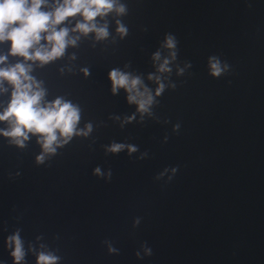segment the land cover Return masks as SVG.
<instances>
[{
	"label": "water",
	"instance_id": "water-1",
	"mask_svg": "<svg viewBox=\"0 0 264 264\" xmlns=\"http://www.w3.org/2000/svg\"><path fill=\"white\" fill-rule=\"evenodd\" d=\"M113 3L89 24L106 37L78 30L82 14L56 25L67 45L46 63L0 41V69L23 64L41 106L59 98L80 116L70 138L57 130L54 153L40 134L16 143L4 135L14 118L0 120V264H38L41 253L55 264H264V0ZM49 34L30 53L50 51ZM114 69L140 77L147 111L113 93ZM14 90L0 79V115Z\"/></svg>",
	"mask_w": 264,
	"mask_h": 264
},
{
	"label": "clouds",
	"instance_id": "clouds-1",
	"mask_svg": "<svg viewBox=\"0 0 264 264\" xmlns=\"http://www.w3.org/2000/svg\"><path fill=\"white\" fill-rule=\"evenodd\" d=\"M44 0H0V41L10 40L12 42L11 52L13 55H20L26 59L40 60L44 63L55 59L63 54L67 45L66 37L68 36L67 29L57 31L56 25L64 22L68 17L82 14L84 20L88 23H78L77 29L87 33L95 30L98 38H103L108 35L106 28H96L95 24H89L95 20L97 16L106 15L112 11L114 7L113 0H64V3L57 7L54 14L41 11V6ZM124 7L121 6L118 12L123 13ZM19 24L18 27L14 25ZM121 33H126V29L121 26L118 29ZM50 32L46 39L52 44L51 50L41 47L30 53V49L41 40V34ZM75 43V41H72ZM168 49L176 47L175 40L172 36L167 37L166 45ZM173 58L175 52H172ZM154 59H160V53H156ZM215 60V58H213ZM0 63L3 60L0 59ZM169 60L165 59L160 66V71H170L167 67ZM212 74L219 76L221 67L218 61L211 64ZM0 79H7L14 85V92L7 110L0 115V120H11L14 118V126L11 131L4 132V135L16 138V143L23 146V140L28 139L27 133L40 134L43 139L40 141L45 152H55L53 144L57 141V130L62 136L70 138L74 131L77 122L80 119L78 110L69 102H62L61 99L55 100L46 107L41 106V100L44 96L43 90H32V83H24L31 80L27 75V70L23 64H17L10 69H0ZM112 81L113 93L118 92L120 88H124L128 93L130 103L138 104L141 112L147 111L148 106L152 103L153 97L150 90L143 86L140 77H132L130 74L114 69L110 72ZM149 79H153L152 76ZM155 79L159 80V77ZM38 87V86H37ZM144 87L143 91L140 88ZM164 90V85L160 84L157 89V95H160ZM91 125H89V129ZM23 138L20 139V138ZM124 145L114 144L109 149L112 152H119ZM130 151H136L130 146ZM42 162L44 157L37 158ZM99 173V169H96ZM109 175H111L109 173ZM16 248L12 253L16 261L19 262L23 257L21 242L19 237H13ZM114 251V249H110ZM56 257L41 253L38 257V264H55Z\"/></svg>",
	"mask_w": 264,
	"mask_h": 264
}]
</instances>
